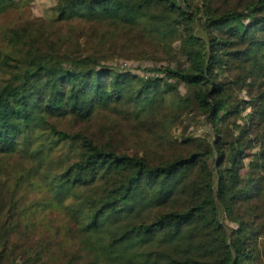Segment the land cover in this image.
I'll return each instance as SVG.
<instances>
[{"label": "trees", "instance_id": "obj_1", "mask_svg": "<svg viewBox=\"0 0 264 264\" xmlns=\"http://www.w3.org/2000/svg\"><path fill=\"white\" fill-rule=\"evenodd\" d=\"M2 39L0 264H262L264 0H53Z\"/></svg>", "mask_w": 264, "mask_h": 264}, {"label": "rangeland", "instance_id": "obj_2", "mask_svg": "<svg viewBox=\"0 0 264 264\" xmlns=\"http://www.w3.org/2000/svg\"><path fill=\"white\" fill-rule=\"evenodd\" d=\"M20 1L23 4V7L21 9L0 16V49L2 51H6L8 49L6 43L2 39V33L6 29H8L11 26H15L27 19L30 20L40 19L46 14V8L53 2V0H20ZM107 63L130 67L133 69L135 73H141V71L135 67L137 65H140L141 63L150 65L151 62L149 61L140 62L137 59L116 58V59L108 60ZM161 63L163 65H166L168 64V61L163 60ZM241 94L243 95L244 93ZM63 125L65 127H68L65 124ZM182 130H183L182 126H177L176 128L173 129V132L176 136H180ZM186 132L184 133L192 136L210 134L209 127L205 122L204 117H202L201 123H197V124L193 123L189 125L186 129ZM19 160L20 159L18 155H13V156L0 155V175L3 177V179H6L9 175L14 176L16 173L20 171ZM24 194L26 196L23 204H27V202H31L40 196V194L37 193L36 191H32L29 193L25 191ZM50 216L52 217V215ZM261 258H262V264H264V231H263V236L261 238Z\"/></svg>", "mask_w": 264, "mask_h": 264}]
</instances>
